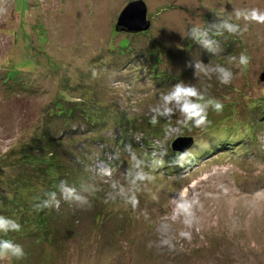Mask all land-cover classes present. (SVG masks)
I'll list each match as a JSON object with an SVG mask.
<instances>
[{
	"label": "rangeland",
	"instance_id": "1",
	"mask_svg": "<svg viewBox=\"0 0 264 264\" xmlns=\"http://www.w3.org/2000/svg\"><path fill=\"white\" fill-rule=\"evenodd\" d=\"M131 1L0 0V215L22 226L0 238L26 254L0 264H264V25L233 16L242 34L212 29V50L190 35L227 19L225 9L264 10V0H139L147 28L116 31ZM241 52L251 57L247 68L238 67ZM198 63L230 69L232 83L199 72ZM178 83L224 104L219 114L209 110V126L177 124L174 106L171 117L150 111ZM77 109L108 122L89 131L71 122ZM63 117L70 123L62 126ZM215 125L229 136L209 130ZM190 140L187 155L173 153ZM219 143L225 148L205 152ZM138 171L154 179L133 186ZM60 175L88 204L59 188V207L37 210L64 182ZM133 191L135 210L126 202ZM182 193L193 205V228L177 208Z\"/></svg>",
	"mask_w": 264,
	"mask_h": 264
},
{
	"label": "clouds",
	"instance_id": "2",
	"mask_svg": "<svg viewBox=\"0 0 264 264\" xmlns=\"http://www.w3.org/2000/svg\"><path fill=\"white\" fill-rule=\"evenodd\" d=\"M224 14L227 15V19L220 20L219 23H214L205 27L203 25L193 27L191 29L190 35L192 38L200 43H202L206 48L212 50L213 41L208 39L209 32L212 29H215L214 35L223 36L225 32L236 35L242 34L239 24L232 23V17L234 16L236 20H243L246 24H260L264 25V10H261L257 7L251 8H236L232 13H227L226 9L224 10ZM244 31H248V28L245 27ZM229 61H235V56H230ZM251 62V57L248 56L245 52H241L239 55L238 67L247 68ZM197 69L199 72L208 74L209 71H214L218 74V81L222 85H229L232 83L234 79V74L230 69L217 65L214 69L205 68L204 65L198 63ZM98 73L93 70L92 76L97 77ZM162 106L156 109H150V111H154L159 116L171 117L173 115V107L179 110L182 115V120H178L177 124L182 125L184 127H195V128H205L211 124L209 120V110L215 111L217 114L221 113L224 108V104L214 98V97H206L204 94L200 92V90L194 85H186L184 83L176 84L171 91L167 94L161 96ZM156 116H152L150 123L154 126L157 124ZM170 122V121H169ZM186 152L184 155H187ZM184 158L183 155L180 157ZM132 159L135 161V167L140 168L141 162L136 160V156L133 153ZM103 174L106 176L112 175V169L107 168L103 170ZM129 176H132V173L129 172ZM154 179L150 174H146L143 171H138L135 173L134 179L131 180V184L133 186L136 185L137 181H152ZM113 187H116L113 184ZM138 190V189H137ZM61 191L67 198L75 199L81 205L88 204V201L75 194V189L68 188L65 183H61ZM124 188L120 189V193L124 194ZM51 200L45 201L43 205H37V210H42V208L52 207L53 204L56 208L59 207V201L56 200V194L50 193ZM133 210L139 204V200L135 194V191L132 192L131 195L127 197L126 201ZM91 208V205L88 206ZM177 208L179 213L182 214L185 219L183 223L188 228H193L196 223L195 214L193 212L192 202L185 199L183 193L180 197V202L177 204ZM21 224L17 222V220L8 218L7 216L0 215V234L3 236H7L11 232H20ZM179 237L186 240L192 239V233L190 231H179ZM165 244H168L165 241ZM170 250L174 247L172 244H168ZM25 252L22 245L18 243H14L12 239H4L0 238V260L7 259L9 257H14L17 260L23 259L25 257Z\"/></svg>",
	"mask_w": 264,
	"mask_h": 264
},
{
	"label": "trees",
	"instance_id": "3",
	"mask_svg": "<svg viewBox=\"0 0 264 264\" xmlns=\"http://www.w3.org/2000/svg\"><path fill=\"white\" fill-rule=\"evenodd\" d=\"M228 46V45H227ZM226 46V47H227ZM228 49H226V51H227ZM152 54L153 53H151L150 52V57L152 58ZM213 56H215V55H213ZM164 70H162V71H159L158 70V68H157V66H156V71H155V74H154V76L156 77V79H157V81L160 83V82H163L164 81V79L166 78V75L164 74ZM78 114V115H77ZM101 116H97L96 115V113H85V112H83L81 109L80 110H78L77 109V111H75V113L74 114H72V116H70L69 118H70V120H71V122L73 123V124H76V125H80V126H85L86 128H88L89 129V131L91 130H94L95 129V126H98V128H100V129H103V128H101L100 127V124L101 123H106V122H108V120L106 119V115L104 114V113H102V114H100ZM64 119H63V121H62V126L63 125H67L68 123H70L69 121H67V117H63ZM68 126H66V128H67ZM263 127H264V125H263ZM66 128H64L63 130L64 131H69V127H68V129L67 130H65ZM62 129V128H61ZM209 130H217V132H216V134L218 133V132H221V134H223V135H227V136H229V134L227 133V132H224V129L222 128V127H220V126H213L212 128H210ZM70 133H72V134H74L75 136H76V134L73 132V131H69ZM216 134H215V138L217 137L216 136ZM77 137V136H76ZM47 142V141H46ZM46 142H45V144H46ZM226 143H227V147H228V149H230V145L232 144L231 142H229V141H226ZM195 145V141H193L192 140V142H191V144L188 146V147H186L184 150H185V152H188L193 146ZM220 145H222V148L224 147L225 148V146H224V143H219V144H215V145H210V146H207V148L205 149V152L207 153V154H209V153H211V151L213 150V149H215V148H217V147H219ZM187 149V150H186ZM183 150V151H184ZM183 151H181V152H183ZM175 152H177V151H174L173 153L175 154ZM245 152H247V153H249V155H251V154H258L259 152H257V151H253L252 153H251V151L249 150V148L247 147L246 149H245ZM171 153H172V151H171ZM177 153H179V152H177ZM51 161H49V162H46V168L44 169V173H49L52 169L50 168L51 166H53L54 164L51 162ZM189 162H191V160H189ZM63 176L64 175H60V177H61V179L64 181L63 183H65L66 182V180L63 178ZM62 183V182H61ZM61 183H60V187H57L54 191H55V194L57 193V192H59V188H60V190H61ZM70 198H67V200H69ZM40 224V223H39ZM44 225H46V224H44ZM38 228L42 231V233H46V228L45 227H42L41 225H39L38 226Z\"/></svg>",
	"mask_w": 264,
	"mask_h": 264
},
{
	"label": "water",
	"instance_id": "4",
	"mask_svg": "<svg viewBox=\"0 0 264 264\" xmlns=\"http://www.w3.org/2000/svg\"><path fill=\"white\" fill-rule=\"evenodd\" d=\"M144 14L145 7L141 1L137 0L129 2L127 6H125L121 12H119L115 28L116 31L122 30L124 32L134 33L146 29L148 24L147 21H145ZM259 79L264 80V70H262L259 74ZM191 142L192 141L190 140L188 146L191 144ZM179 144H181V142H178L176 146H178ZM183 150L184 148L175 151L181 152Z\"/></svg>",
	"mask_w": 264,
	"mask_h": 264
}]
</instances>
